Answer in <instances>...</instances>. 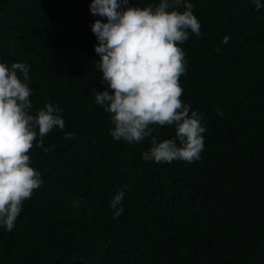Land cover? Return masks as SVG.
Here are the masks:
<instances>
[{"label": "trees", "instance_id": "1", "mask_svg": "<svg viewBox=\"0 0 264 264\" xmlns=\"http://www.w3.org/2000/svg\"><path fill=\"white\" fill-rule=\"evenodd\" d=\"M187 2L201 28L178 45L180 99L202 116L204 148L193 163H157L143 159L150 138L115 140L95 102L93 90H113L96 68L91 26L107 18L92 0H0V63L28 65L31 115L51 103L65 121L43 138L48 152L34 141L28 153L42 184L11 231L0 225V264H264V7ZM153 127L175 138V125Z\"/></svg>", "mask_w": 264, "mask_h": 264}, {"label": "clouds", "instance_id": "2", "mask_svg": "<svg viewBox=\"0 0 264 264\" xmlns=\"http://www.w3.org/2000/svg\"><path fill=\"white\" fill-rule=\"evenodd\" d=\"M257 10L264 7L253 0ZM128 0H92L90 12L106 17L96 20L91 30L98 40L96 68L102 72L113 94L95 92L97 105L111 114V136L131 143L150 138L151 147L143 159L157 163L200 159L206 128L202 116L180 99L183 89L179 78L185 72V54L179 44L189 39V31L200 35L201 24L187 0H160L157 6H127ZM126 6V7H125ZM181 6L184 11L180 12ZM171 9V10H170ZM225 36L223 44L229 42ZM220 51L219 47L216 49ZM18 73L23 75L20 79ZM29 67L13 62L9 68L0 63V225L11 231L24 201L42 184L40 173L31 166L28 154L33 147L44 148V137L54 128L65 129L63 111L48 103L31 115L28 86ZM223 116V112H218ZM175 125V138L160 140L153 126ZM38 129V133L37 130ZM37 135L39 140L37 141ZM66 133L64 139L74 137ZM55 147V145H53ZM124 191L112 199L113 218L123 212Z\"/></svg>", "mask_w": 264, "mask_h": 264}]
</instances>
